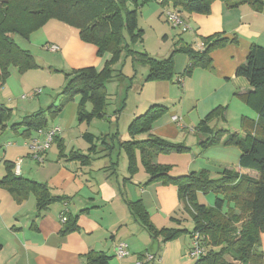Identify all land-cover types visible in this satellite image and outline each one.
<instances>
[{
    "label": "crops",
    "instance_id": "1",
    "mask_svg": "<svg viewBox=\"0 0 264 264\" xmlns=\"http://www.w3.org/2000/svg\"><path fill=\"white\" fill-rule=\"evenodd\" d=\"M139 11L142 19H146V12L148 15L164 13L159 2L149 3ZM179 13L189 30L195 34L196 41L187 43L196 50L201 48V46L196 48L199 39L218 33L229 39L237 38L238 42L218 49L223 50L224 54L214 58L212 67L197 68L189 77H182L183 72L179 73L188 65V57L185 55L177 57L175 65L178 78L175 83L170 85L168 82H145L140 85L138 94L131 93V89H134V78H128L115 66L113 78L106 85L108 94L106 116L104 119H98L106 126V130L101 128L100 137L91 133L90 126L96 119L86 125L88 128L85 130V124L78 121L77 103H69L57 118L63 117L62 121L57 123L55 120L52 124L49 121L48 127L43 128L48 130L60 127L61 133L45 154L42 163L32 158L30 148L33 139L42 137L36 131L27 137L21 135L23 129L10 130L15 111L19 108L12 105L10 99L9 101L5 98L6 90H11L10 83L7 82L5 90L2 91L0 82V105L12 110L10 122L3 132L11 131L20 136L15 138L13 144L0 145V180L7 172L5 162L16 164L21 161L20 176L47 184L53 196L68 198L63 202L52 203L46 210L39 212L34 194H30L25 201L19 203L0 184V264H84L85 255L91 251L111 256L110 264H142L140 257L148 253L160 256L151 262L143 260L148 264H191L189 256L192 247L191 235H181L166 243L161 238L154 239L129 209L131 203L141 202L155 228L183 229L176 217L182 206L177 186L148 183L149 174L138 150L135 151V171L131 173L128 155L122 145H119L120 142L130 141L131 137L124 141L122 138L119 141L117 137V139L112 137L119 132L123 121L129 127L136 117L145 114L156 104L168 108L167 113L154 125L152 134L158 137L178 143L180 141L178 139H182L185 134L197 133L195 124L202 122L203 118L219 107L226 108L222 119L224 123L229 124L232 117L238 119L239 129L231 132L232 128L229 126L228 131L244 136L243 118L257 120L258 114L242 101L241 96L250 94L253 89L246 79L236 76V70L246 62L252 45L264 47V9L258 12L247 5L231 9L221 1H215L209 15L187 14L182 11ZM146 21L148 22V18ZM169 37L168 32H165L164 39ZM58 39L56 45L60 50L56 53L47 49L46 51L50 56L59 53L60 58L71 64L73 71L88 67H95L101 71L110 59L108 55L99 58L97 48L81 41L78 31L73 32L62 27ZM181 66L184 67L183 70H180ZM114 80H117L119 88L120 82L129 80L130 83L124 94H120L123 97L121 107L115 109L112 115L109 109L113 108L112 105L117 100H111L108 85ZM178 86L181 87L182 93ZM168 88L174 99L181 102L180 106L169 109L167 101L160 102L159 98L162 97L160 91L164 89L168 91ZM40 103L37 104L38 107ZM50 103L52 105L55 102ZM28 106H32V103ZM31 108H33L31 114L37 111L34 110L37 107ZM29 109L23 111L25 117L31 115L28 114ZM219 119L218 117L217 120ZM74 130H77L75 135ZM85 134L95 137L94 145L85 141ZM145 138V135L137 137L138 140ZM201 138L194 142L196 146L200 145ZM23 140L30 141V144ZM196 148L198 151L200 147ZM220 150L223 151V158L215 162L217 167L252 177L258 176L255 171L240 167L239 148L223 147ZM73 152L89 156V160L82 164L80 160L71 158ZM190 154L192 157L186 158L182 170L178 172L177 164L169 160L176 158V153L156 155L153 157V163L171 165L173 176L205 170L200 167L193 168L197 162L195 157L201 152ZM13 171L15 173V168ZM71 216L78 217L79 229L62 235L61 231L65 224L62 218ZM121 243L127 244L129 254L119 259L116 251Z\"/></svg>",
    "mask_w": 264,
    "mask_h": 264
},
{
    "label": "trees",
    "instance_id": "2",
    "mask_svg": "<svg viewBox=\"0 0 264 264\" xmlns=\"http://www.w3.org/2000/svg\"><path fill=\"white\" fill-rule=\"evenodd\" d=\"M221 1L228 8L235 9L244 5L258 12L264 9V0H0V82L3 87L10 76V68L15 67L21 73L39 69L34 56L21 49L14 36L27 39L52 20H56L78 31L81 41L97 48V56H110L103 70L95 67L74 70L66 75V84L58 95L60 104L50 105L47 110H40L24 117L22 122L13 124L11 130L23 129L21 135L30 137L32 132L47 128L49 121L55 120L65 107L78 98L79 123H91L95 119H104L108 106L107 83L113 78L114 68L123 54L137 66L148 68L145 82H167L174 78L175 55L188 57V65L182 77H189L197 68L212 67V52L229 44L237 43V38L229 39L218 33L202 38L204 50H196L190 44L176 47L167 59H156L146 52L133 49L144 42V30L139 27V10L152 2H159L167 10L175 11L180 18V11L187 14L209 15L212 4ZM184 22V20L182 19ZM169 22V21H168ZM170 23V22H169ZM185 23V22H184ZM171 24V23H170ZM172 25V24H171ZM174 27V26H173ZM182 29L183 27L180 26ZM178 28V27H174ZM184 30V29H183ZM187 29L186 31H188ZM48 46V45H47ZM45 46V47H47ZM236 76L246 79L253 91L241 96L242 101L255 110L257 120L243 118L244 136L232 134L226 129L211 132L212 138L201 140V148L223 144L236 146L241 151V168L255 171L252 177L224 169L221 178H211L209 170L190 172L186 175L173 176L171 165L153 163V157L159 154H182L190 151L182 143H173L152 134L155 123L167 113L163 105H153L143 115L136 117L129 125L130 141L120 142L129 158L131 173L136 166L135 151L141 152L147 173L148 183L175 185L182 204L192 212L195 228L193 231L176 228H155L141 202L131 203V214L149 232L154 239L163 242L177 239L181 235L191 237L199 234L205 254L196 264H264L262 236L264 235V47L251 46L246 62L236 70ZM91 109L88 110V106ZM225 107L212 111L199 124L198 131H203L209 118L216 115L223 119ZM12 110L0 105V134L6 130ZM147 136L138 140L139 136ZM119 139L118 133L112 138ZM87 143L94 145L95 137L85 134ZM57 138L55 139V141ZM71 157L86 164L89 156L73 152ZM6 175L0 184L17 202L21 203L34 194L37 210L42 212L52 203L67 199L53 196L51 188L44 183L18 176L14 173V164L5 162ZM214 192L217 197L214 207L210 208L198 200L200 194ZM62 235L77 231L78 217H66ZM149 254V253H148ZM140 257L145 263L147 255ZM158 259L159 255H154ZM112 257L103 252L91 251L84 257V264H110Z\"/></svg>",
    "mask_w": 264,
    "mask_h": 264
},
{
    "label": "rangeland",
    "instance_id": "3",
    "mask_svg": "<svg viewBox=\"0 0 264 264\" xmlns=\"http://www.w3.org/2000/svg\"><path fill=\"white\" fill-rule=\"evenodd\" d=\"M148 12H146V19H142L140 11H139V27L144 30V42H140L137 45L133 47L135 51L138 52H146L151 57H154L156 59H167L171 56L173 51L176 47H179L183 44H188L189 42L196 41V37L194 32L184 31L181 27L174 28L173 25H171L165 14H161L159 12L157 15H148ZM150 16V17H149ZM148 22L145 20H147ZM62 27L68 29L69 31L76 32L77 30L66 26L56 20H52L49 23H47L44 27H42L40 30L33 33L29 39L21 36V35H15L14 40L16 44L23 50L29 51L35 58L36 62L40 66L39 69L31 70L25 73L19 72V70L15 67L10 68V76L7 80V82L10 83L11 90H6L5 98L6 100H11L12 105H17L19 108L17 111H15V114L12 119V123H20L24 119L25 115L23 111H26L29 109V113L33 112L34 107L37 111L40 110H47V108L50 106V102H55L57 105L60 104V98L58 95L62 92L63 87L66 84V75L72 73L73 69L71 64H69L68 61L64 60L63 58H60V54H53L54 56L48 55V52L46 51L45 46H52L55 44V46L59 47L57 44V40H59V35ZM170 31V33H169ZM165 32H168L169 39H164ZM172 34V35H171ZM185 38V39H183ZM188 42V43H187ZM202 40L199 39L198 44L196 45L197 49L198 47L202 46ZM225 48V47H223ZM222 49V48H221ZM223 50H218L217 48L212 52V58L214 64V58L220 55H223ZM184 54H176L175 59L177 57H181ZM177 65L174 67V78L172 81H167L170 85L172 83H175L177 80ZM117 69L121 70L124 75H126L128 78L133 79L134 78V89H131V93H139L140 92V85L145 84V79L148 74V68L143 66H137L134 64L130 58L126 57V54H123L122 60H120L119 64L117 65ZM184 67H180V70H183ZM177 71V72H176ZM183 71H180L179 73H182ZM129 80H126L124 82H120V88L118 87L117 80H114V82L109 83V93L111 94V100H117V102L113 103V108L109 109L111 111L110 113L113 115V112L115 109H119L123 103V97L120 96L121 93L124 94V91H126L127 87L129 86ZM7 84V83H6ZM6 84L1 87V90H5ZM178 84V83H177ZM176 84V85H177ZM179 85V84H178ZM171 88V86H170ZM170 88L169 90L160 91L161 98H159L161 103H164L167 101V104L169 106V109H173L176 106H180L181 102H179L178 99H174ZM179 90L182 89L180 86H178ZM37 89H41L42 93L39 95H35V91ZM119 89V90H118ZM118 90V91H117ZM118 92V94H117ZM4 94V93H3ZM118 95V96H117ZM25 96L26 99H23L22 97ZM132 98V95H130ZM165 98V99H164ZM165 100V101H164ZM41 102V103H40ZM76 102L78 105V98L73 101ZM71 102V103H73ZM32 103V106H28ZM40 103L41 105L38 107L37 104ZM189 102V106H190ZM13 107V106H11ZM90 110V106L88 108ZM233 110V108H232ZM35 111V112H37ZM126 115V113H125ZM58 118V117H57ZM55 119L57 123L59 121H62L63 117H60L59 119ZM206 118H203L205 120ZM218 117L216 115H213L211 118H209L207 125L205 126V129L203 131H198L197 133L193 135L185 134V136L182 139H178V143H185L184 145L187 148H190V151H186L182 154H177L176 158L169 159L173 162V164H177V172L179 170H182V167L184 165V161L186 158H191V152H194V154H198L201 152L200 155H197L195 158L197 159V162L195 163L193 168L200 167L201 169L205 168L210 171L211 178L214 180H217L221 178L220 172L224 170V168L217 167L215 162H218L222 160L223 158V151L220 149H223V147H234L236 146H224L223 144L219 145H211L207 147V149H202V145H197L199 150L196 149V144L194 142H197L200 137L201 139H204L207 141L208 139L212 138L211 132L216 133V131L222 130L227 128L226 130H230L229 126H231L232 130L231 132H236L235 130L239 129V122L238 119H235L232 117L230 120V123H224L222 118L217 120ZM55 120H50V124L55 123ZM9 121L7 122L9 124ZM201 121L195 124L194 128L198 129L199 124ZM85 124V130L88 128V123ZM90 124V123H89ZM12 126V125H11ZM10 126V127H11ZM58 126V125H57ZM76 126H78V123H76ZM124 124V121L120 128L118 129V133L120 135L119 141H124L129 139L128 135V129L129 127ZM91 129L92 134H96L97 137H100V130H106V126H104L103 122L96 119L93 123ZM109 127V126H108ZM11 130V128H10ZM78 130V129H77ZM74 130L73 135L77 134ZM109 130V128H108ZM107 130V131H108ZM157 136V135H155ZM16 137H19L17 134L11 131L2 132L0 134V145L6 143H12L13 141H16ZM147 137V136H146ZM158 137V136H157ZM122 138V139H121ZM125 138V139H124ZM161 138V137H160ZM18 139V138H17ZM23 139V138H22ZM164 139V138H162ZM28 140V139H26ZM26 140H23L24 142ZM167 140V139H165ZM169 141V140H167ZM30 144V141H26V143ZM175 143V141H169ZM85 143V142H84ZM13 144V143H12ZM220 147V149L218 148ZM238 149V148H237ZM232 151V150H230ZM232 154V153H231ZM233 155V154H232ZM194 158V159H195ZM232 161V160H231ZM174 174V173H173ZM189 174V173H187ZM177 176V175H176ZM217 195L214 192H208L206 194H200L198 196V200L201 204L206 205L207 207H214L215 201H216ZM192 212L188 210V208L185 206V204H182L180 212L176 216L178 220L181 222V228L186 229L188 231H193L195 228ZM262 249L264 250V235L262 236ZM199 260V258L191 259V264H196V262Z\"/></svg>",
    "mask_w": 264,
    "mask_h": 264
},
{
    "label": "built area",
    "instance_id": "4",
    "mask_svg": "<svg viewBox=\"0 0 264 264\" xmlns=\"http://www.w3.org/2000/svg\"><path fill=\"white\" fill-rule=\"evenodd\" d=\"M165 15L167 17V20L174 27L182 26L184 31L189 29V27L182 21L180 16L175 11L167 10V11H165ZM46 49L49 50L50 52H53V53H56L60 50V48L55 46V45L47 46ZM202 50H204V45H202L200 48V51H202ZM41 93H42L41 89H37L35 91V95H39ZM22 98L26 99L25 96H23ZM175 120H177V118H175ZM36 132L42 138L33 139L31 144H30L31 145L30 148L32 150V158L35 159L36 161L42 163L44 161L45 154L49 151V149L51 148V146L55 142V139L61 133V129H60V127H54V128L48 129V130L40 129V130H37ZM20 165H21V161L14 164L15 174L18 176H20V173H21L20 172ZM66 220H67L66 217L62 218L63 222H66ZM128 254H129V252H128L127 244L121 243L118 246L117 251H116L117 258H119V259L125 258L126 256H128ZM204 254H205V251H204L203 247L201 246L199 234L193 235L192 236V247L190 249L189 256L191 257V259H195V258L202 257ZM146 260L148 262L155 261L156 257L154 255L148 254Z\"/></svg>",
    "mask_w": 264,
    "mask_h": 264
}]
</instances>
